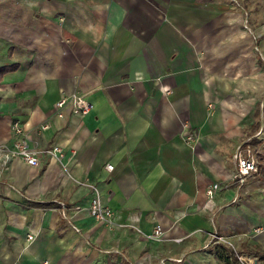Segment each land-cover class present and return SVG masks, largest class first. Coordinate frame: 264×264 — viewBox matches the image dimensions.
Returning <instances> with one entry per match:
<instances>
[{"label": "crops", "instance_id": "crops-1", "mask_svg": "<svg viewBox=\"0 0 264 264\" xmlns=\"http://www.w3.org/2000/svg\"><path fill=\"white\" fill-rule=\"evenodd\" d=\"M11 1L0 143L17 122L61 154L0 160V264H223L218 245L264 264V170L230 184L238 148L264 158V0ZM74 92L92 111L59 116Z\"/></svg>", "mask_w": 264, "mask_h": 264}, {"label": "built area", "instance_id": "built-area-1", "mask_svg": "<svg viewBox=\"0 0 264 264\" xmlns=\"http://www.w3.org/2000/svg\"><path fill=\"white\" fill-rule=\"evenodd\" d=\"M57 113L63 117L64 112L69 110L71 114L79 117L87 116L93 109V105L80 93L74 92L70 95L62 96L58 102H56ZM47 126H42L41 129H45ZM12 129L18 138L13 142L11 146L0 143V160L7 162L12 159H19L24 161L30 166L37 167L40 165L41 157L44 155L59 157L61 149L59 146L48 148H32L24 137V131L19 123L15 122L12 125ZM196 139L194 134H190L187 137L188 141ZM234 159L237 162V170L230 181V184H237L242 186L246 184L249 178L256 174H259L264 170V158L252 149L251 146H241L234 154ZM108 170H112V165H107ZM222 184L214 182L210 184L206 190L207 206H209L216 196L219 190H221ZM94 197L89 207V212L92 217L97 221L105 224H111L113 221V210L102 204L99 192L94 188ZM62 209H67V205L62 203ZM163 230L161 226H156L153 234L150 236L156 240H161ZM216 240H224L223 237L214 235ZM32 239V236L29 237ZM239 259L243 264H248L247 260L243 256H239Z\"/></svg>", "mask_w": 264, "mask_h": 264}, {"label": "trees", "instance_id": "trees-1", "mask_svg": "<svg viewBox=\"0 0 264 264\" xmlns=\"http://www.w3.org/2000/svg\"><path fill=\"white\" fill-rule=\"evenodd\" d=\"M6 70H10L8 67L1 68L0 71L4 72ZM218 257L222 261L223 264H243L239 259L240 254L236 251L228 248L224 245H218ZM260 258H264V253L259 255Z\"/></svg>", "mask_w": 264, "mask_h": 264}, {"label": "rangeland", "instance_id": "rangeland-1", "mask_svg": "<svg viewBox=\"0 0 264 264\" xmlns=\"http://www.w3.org/2000/svg\"><path fill=\"white\" fill-rule=\"evenodd\" d=\"M9 2H12V1L9 0ZM5 3H6V0H0V10L4 8ZM2 13H3V12H2ZM2 16H4V14H3ZM237 249H238V248H237ZM238 250H239V249H238ZM241 256H243V255H241ZM243 257H246V256H243ZM254 258H255L254 256H249V257H247L246 260H247L248 264H254V263H256V260H255Z\"/></svg>", "mask_w": 264, "mask_h": 264}, {"label": "water", "instance_id": "water-1", "mask_svg": "<svg viewBox=\"0 0 264 264\" xmlns=\"http://www.w3.org/2000/svg\"><path fill=\"white\" fill-rule=\"evenodd\" d=\"M255 264H257V263H255Z\"/></svg>", "mask_w": 264, "mask_h": 264}]
</instances>
